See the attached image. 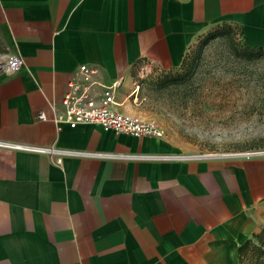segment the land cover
Listing matches in <instances>:
<instances>
[{
	"label": "crops",
	"instance_id": "0c3cea01",
	"mask_svg": "<svg viewBox=\"0 0 264 264\" xmlns=\"http://www.w3.org/2000/svg\"><path fill=\"white\" fill-rule=\"evenodd\" d=\"M223 25L264 49V0H0V55L23 62L0 69V141L100 155L57 165L0 147V264H241L264 231V151L199 154L53 121L80 65L121 81L128 113L142 71L179 68Z\"/></svg>",
	"mask_w": 264,
	"mask_h": 264
},
{
	"label": "rangeland",
	"instance_id": "374dc122",
	"mask_svg": "<svg viewBox=\"0 0 264 264\" xmlns=\"http://www.w3.org/2000/svg\"><path fill=\"white\" fill-rule=\"evenodd\" d=\"M242 47L237 28L214 29L189 50L179 68L142 71L125 105L128 113L154 121L164 136L195 153L264 151V50L242 53ZM259 263L264 264V241L258 239L241 264Z\"/></svg>",
	"mask_w": 264,
	"mask_h": 264
},
{
	"label": "built area",
	"instance_id": "2783aa9c",
	"mask_svg": "<svg viewBox=\"0 0 264 264\" xmlns=\"http://www.w3.org/2000/svg\"><path fill=\"white\" fill-rule=\"evenodd\" d=\"M22 65V59L16 54L0 55V69L3 68L12 73L20 69ZM98 75V70L94 67L87 65L78 67L76 78L67 83V90L61 100L63 112L53 118L55 123L68 125L71 129L82 125H95L104 131H111L115 135L164 136V131L154 121L145 122L120 110L121 104L116 101V91L121 81L105 85L100 82ZM37 119L45 121L46 117L43 113H39ZM0 147L16 151L46 153L54 157V162L57 165H60L63 157L100 156L71 149L38 147L1 141Z\"/></svg>",
	"mask_w": 264,
	"mask_h": 264
},
{
	"label": "trees",
	"instance_id": "16d2710c",
	"mask_svg": "<svg viewBox=\"0 0 264 264\" xmlns=\"http://www.w3.org/2000/svg\"><path fill=\"white\" fill-rule=\"evenodd\" d=\"M226 32H229L230 33L231 32V28L230 27H227L226 28ZM217 34H223V32L217 33ZM241 49H242V53H252L253 50H255V49L264 50V49H261V48H249V47H246L245 45H243V47ZM262 235H264V231H262L261 234H259V235L256 236V240L259 239L261 241H264V238H262ZM252 245L253 244H251L250 242H247L246 244H244L242 247L239 248L238 254H239V257H240V263H241L242 257L246 253V250L248 248H250ZM259 264H262V263H259Z\"/></svg>",
	"mask_w": 264,
	"mask_h": 264
}]
</instances>
